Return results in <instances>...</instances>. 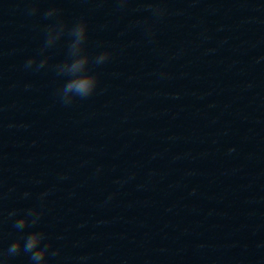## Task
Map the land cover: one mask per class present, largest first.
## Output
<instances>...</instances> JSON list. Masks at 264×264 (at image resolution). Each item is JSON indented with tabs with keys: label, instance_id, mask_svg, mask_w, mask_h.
Instances as JSON below:
<instances>
[{
	"label": "clouds",
	"instance_id": "1",
	"mask_svg": "<svg viewBox=\"0 0 264 264\" xmlns=\"http://www.w3.org/2000/svg\"><path fill=\"white\" fill-rule=\"evenodd\" d=\"M122 3H126L127 0H121ZM145 8L153 13L155 16H163L167 9L159 4L154 5L151 0H145ZM36 11L35 8L31 10L32 13ZM56 9H50L46 16H52L56 13ZM65 25L59 24L50 26L48 29V39L46 44L52 45L55 43L64 33ZM70 36L73 37L69 45V55L72 57L70 62H65L58 65L59 73L66 74L72 77L65 83L61 90V97L65 104H70L74 97L87 98L90 96L96 88L97 78L93 74H87L85 68L89 63V56L84 52V42L87 38V24L83 20L76 23L70 30ZM109 56L108 52H103L96 57V63L100 64L107 60ZM35 63L34 59H30L26 62V67H30ZM47 63L46 60L40 61L38 67H43ZM14 214V213H13ZM29 215H32L29 212ZM35 223V220L32 221ZM28 223L26 217L16 221L15 227L23 229ZM43 239V234L40 232H34L27 236L23 248L26 253H31L32 261L36 264H42L44 257L47 253V246L38 247ZM21 248V242L18 240L10 245L8 248V254H18Z\"/></svg>",
	"mask_w": 264,
	"mask_h": 264
}]
</instances>
